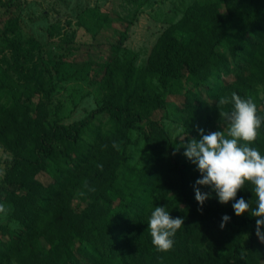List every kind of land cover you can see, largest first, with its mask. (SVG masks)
Instances as JSON below:
<instances>
[{"label": "trees", "instance_id": "1", "mask_svg": "<svg viewBox=\"0 0 264 264\" xmlns=\"http://www.w3.org/2000/svg\"><path fill=\"white\" fill-rule=\"evenodd\" d=\"M15 7L6 3L2 22L0 146L11 159L0 202L19 228L0 225V264H264L256 218L236 216L231 202L219 203L214 192L201 208L193 192L200 173L184 156L185 143L152 117L175 93L184 97L190 139L215 123L227 134L223 113L231 109L232 92L253 98L264 115V0H195L159 34L144 64L123 48L124 31L110 60L68 70L62 61L40 63L36 39L8 36L19 25L10 14ZM87 13L79 25L95 38L110 20ZM97 76V107L64 123L62 107L48 105L52 95L61 83ZM222 97L229 102L220 103ZM133 135L149 153L138 166L128 161ZM252 146L264 153V127ZM245 187L237 196L255 206L253 186ZM155 206L184 219L167 251L156 250L147 229ZM224 214L231 219L221 228Z\"/></svg>", "mask_w": 264, "mask_h": 264}, {"label": "rangeland", "instance_id": "2", "mask_svg": "<svg viewBox=\"0 0 264 264\" xmlns=\"http://www.w3.org/2000/svg\"><path fill=\"white\" fill-rule=\"evenodd\" d=\"M12 0H0V50L4 45L2 35L3 17L6 3ZM16 7L10 11L19 21L18 27L8 36L13 39L34 38L39 42L35 57L43 64H54L62 61L65 69L73 68V64H82L93 60L104 63L113 57L111 45L119 40L120 33L126 32L123 48L138 54V64H144L159 34L168 26L177 22L185 9L195 0H13ZM98 11L109 18V24L103 27L92 38L80 25L79 20L87 17V11ZM9 14V13H8ZM3 54H6L5 52ZM93 73V72H92ZM47 74H50L47 68ZM100 76L96 81L86 78L61 83V90L52 95L48 103L50 108L62 107L64 123L80 120L94 110L102 97L99 88ZM234 76L226 77L231 82ZM206 86L200 87V94L206 99ZM261 96L264 95V88ZM264 97V96H263ZM36 99L34 102H37ZM183 94L166 96L165 109L156 110L152 117L170 134L183 143L190 138L184 135ZM107 116L103 117L106 121ZM106 128V127H105ZM222 130L215 123L210 130ZM133 143L129 146L128 161L140 165L149 156L144 143L133 135ZM11 156L0 146V183ZM43 184H48L49 177L45 173L37 176ZM74 200V204L78 203ZM7 224L12 229L19 226L8 221L7 212L0 213V225Z\"/></svg>", "mask_w": 264, "mask_h": 264}, {"label": "clouds", "instance_id": "3", "mask_svg": "<svg viewBox=\"0 0 264 264\" xmlns=\"http://www.w3.org/2000/svg\"><path fill=\"white\" fill-rule=\"evenodd\" d=\"M227 102L226 97L220 100V103ZM230 103L231 109L223 113L227 134L223 127L207 133L200 128L199 139L191 138L183 144L184 156L200 173L193 185L194 199L202 208L214 192L219 203L231 202L236 216L247 213L256 218V235L264 241V153L252 146L258 131L264 127V115L258 113L257 104L251 97L232 92ZM246 184L253 186L255 206L250 203L252 199L237 196ZM201 187L211 191H201ZM6 212V205L0 202V213ZM230 219L224 214L220 227L223 228ZM183 224V217L171 216L166 206H155L148 217L147 229L156 250H170L175 234Z\"/></svg>", "mask_w": 264, "mask_h": 264}]
</instances>
